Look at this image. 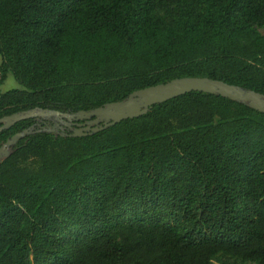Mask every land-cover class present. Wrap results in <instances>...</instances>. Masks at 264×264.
Wrapping results in <instances>:
<instances>
[{
	"label": "trees",
	"instance_id": "1",
	"mask_svg": "<svg viewBox=\"0 0 264 264\" xmlns=\"http://www.w3.org/2000/svg\"><path fill=\"white\" fill-rule=\"evenodd\" d=\"M264 0H0V119L180 78L264 95ZM0 132V147L32 125ZM264 264V114L192 92L0 163V264Z\"/></svg>",
	"mask_w": 264,
	"mask_h": 264
},
{
	"label": "water",
	"instance_id": "2",
	"mask_svg": "<svg viewBox=\"0 0 264 264\" xmlns=\"http://www.w3.org/2000/svg\"><path fill=\"white\" fill-rule=\"evenodd\" d=\"M201 92L220 96L233 102L264 114V95L253 90L227 84L223 81L209 78H180L165 84L151 86L138 90L125 100L109 103L92 111H80L74 115L77 120L94 118L90 125L83 130H75L71 137H86L104 131L128 119H136L146 115L153 106L192 93ZM60 116L59 112L43 109H33L0 119V132L10 129L15 124L29 119L50 120ZM33 133V128L14 135L0 148V163L13 152V147L26 135Z\"/></svg>",
	"mask_w": 264,
	"mask_h": 264
},
{
	"label": "flooded vegetation",
	"instance_id": "3",
	"mask_svg": "<svg viewBox=\"0 0 264 264\" xmlns=\"http://www.w3.org/2000/svg\"><path fill=\"white\" fill-rule=\"evenodd\" d=\"M59 114L60 116L54 117L47 121H43L42 119H31L33 123L30 126V128H33V132L44 131L56 135L70 136L75 132V130H83L87 127H91V128L95 127V125H90V123L94 121V118L77 120V118L74 117L76 113L59 112ZM1 126L2 125H0V127ZM14 147L12 149H14Z\"/></svg>",
	"mask_w": 264,
	"mask_h": 264
},
{
	"label": "rangeland",
	"instance_id": "4",
	"mask_svg": "<svg viewBox=\"0 0 264 264\" xmlns=\"http://www.w3.org/2000/svg\"><path fill=\"white\" fill-rule=\"evenodd\" d=\"M255 28L258 30L259 33L264 35V25H255ZM1 63V60H0ZM13 89H23L21 84L13 77L12 74L7 76V79L4 81L3 84L0 85V94L5 93L7 91ZM212 264H256L254 262H244L240 259H235L231 257H226L223 255H218L217 258L214 260Z\"/></svg>",
	"mask_w": 264,
	"mask_h": 264
}]
</instances>
